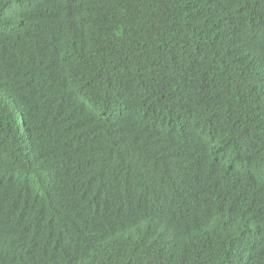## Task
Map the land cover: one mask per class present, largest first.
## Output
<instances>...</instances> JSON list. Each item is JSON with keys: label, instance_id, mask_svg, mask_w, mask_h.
I'll return each mask as SVG.
<instances>
[{"label": "trees", "instance_id": "16d2710c", "mask_svg": "<svg viewBox=\"0 0 264 264\" xmlns=\"http://www.w3.org/2000/svg\"><path fill=\"white\" fill-rule=\"evenodd\" d=\"M0 264H264V0H0Z\"/></svg>", "mask_w": 264, "mask_h": 264}, {"label": "bare ground", "instance_id": "6f19581e", "mask_svg": "<svg viewBox=\"0 0 264 264\" xmlns=\"http://www.w3.org/2000/svg\"><path fill=\"white\" fill-rule=\"evenodd\" d=\"M256 32V31H255ZM262 34V33H261ZM249 36V35H248ZM208 53H211V52H208ZM19 255V254H18ZM20 258V257H19Z\"/></svg>", "mask_w": 264, "mask_h": 264}]
</instances>
